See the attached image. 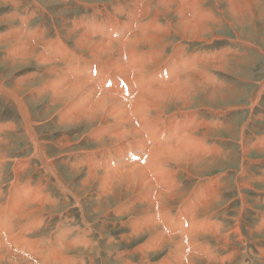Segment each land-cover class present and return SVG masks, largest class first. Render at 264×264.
Returning <instances> with one entry per match:
<instances>
[{"label":"bare ground","instance_id":"obj_1","mask_svg":"<svg viewBox=\"0 0 264 264\" xmlns=\"http://www.w3.org/2000/svg\"><path fill=\"white\" fill-rule=\"evenodd\" d=\"M54 1H59L57 2L58 4H63L64 2H66V0H63V1L62 0H47L46 3L54 2ZM122 1L121 0H108L105 3L104 2L96 3L94 1L89 2L88 0H70L69 2L73 3L74 5L75 4L79 5V3H81L83 7H88L89 5L90 7L93 8L97 6V8L87 10V14L89 16H93L95 20L94 22L92 20H90V22L87 21L88 23L82 24V25H81L82 22L81 23L79 22V25L75 24L76 27L73 26L74 24L73 25L69 24L70 26H64V31L66 34V35L64 34L65 36L61 34L60 31L62 30H58L53 21L52 26L50 27H52L54 31V38H51V40H48V39L45 40V37H46V34L49 28L48 29L46 28L45 31L44 30L41 31L38 27L31 29V27L29 26L19 27L18 24H13V21H15L16 19L22 16L21 13H19L17 16L12 17V18L10 14L4 15L2 17L5 24L9 23V24H6L9 30H6L0 33V44L1 43L10 44V46H8L9 48L6 47L7 46L6 45L5 47L7 49L5 50L3 49L4 50L3 57L11 61L12 63H14L15 61L16 62H27V61L33 60L37 64L38 67H41V68L43 67L44 69H40L41 73L43 74L41 75L38 74L37 75L38 78H35L34 76L16 77L15 80L13 81L14 83L11 84L10 87L6 86L5 79L0 80V97L4 99L5 101H10L11 102L10 104H12L16 108L21 118V122L19 121V123L22 124V134H24V136L27 138V141L30 143V146L32 148L31 149L32 154L29 155L28 158L21 157L22 160L25 159L24 163L19 161V162H16L15 165H13L12 167L13 175H12V179L8 183L9 185L8 188L4 192H1V188H0V214L3 213L6 209L5 217L3 219H1L0 217L1 219L0 221L5 222L7 224L5 226L2 225L1 228H3V230L2 229H1L2 231L0 230V264H4L6 262H9L10 264H24V263L25 264H38L39 261L38 263H36V261L34 262L33 260L35 258H37L38 260L41 259L40 257L43 251L46 249L45 247L49 248V246H51L52 247L51 250L53 254V251L56 250L57 248L56 246L57 240L55 242L54 239L59 238L61 242L65 241L66 243V240L64 239V237L60 235V233L64 232L65 234H70L71 230H75L79 232L75 234V236L72 237V240L75 243L80 242L82 243L83 247L93 246L92 243H89V240L86 238V236H84L83 233L82 235L80 234L81 230H78V227L76 226L74 227L73 224H71L68 218L62 219L56 225L53 241H52L51 236L44 237L42 239L38 238L39 239L38 242H35L36 240L34 242H31L34 239L27 238L31 236V234H27L25 232V230L28 227L31 228L32 229L31 232H33L39 228L38 226H41V225L44 226V223H46L45 218L41 217L40 215H43L45 213L44 212V210L46 209L45 204L48 202V195H47L48 193L46 194L43 191L45 186L42 187L40 183H37L36 186H34L33 188L31 187L30 182H27V184L24 185L25 192L23 191V194L24 195L29 194L32 198L27 199L20 192L18 181L23 177L22 174L26 172V169H25L27 167L26 162L31 158H35L36 160H39L43 170L47 174H52L53 177L55 178L56 184L61 188L62 191L65 190L67 193H71V191L66 186L67 183L65 184L64 181L61 179V177L58 175L57 173L58 171H57L56 164H55L56 161L58 159H62V160L65 159V160L71 161L72 165L67 166V169L74 171V172L85 171L84 173L85 176L81 180V185H82L81 189L82 191L85 189V187H89L91 188V190L94 189V191L90 190L86 192V194L88 195L94 194V195L89 196V199H87L88 197L86 198L88 201L93 202V206L95 207L93 211H98V210L108 211L110 209H113L109 207V202L107 199L110 196L119 200L116 203L114 201L115 207H116L115 209H118L119 212H124L123 215H126V216L130 211L133 210L132 208L136 209V204H138V206H142L144 208L143 212H140V214L136 215L134 218H131V219L128 218L129 220H126L123 222V228L126 231L123 230V234H121V240L124 241V239L126 240L127 238H136L138 236L144 237L145 240L141 244H139L136 248H134V251L139 253L141 258L145 259L144 261L146 262H148L147 261L148 256H149L148 254L150 252H158L160 250L164 251L165 249H167L166 255H164V257L160 260L158 264H198V263H201L203 260H205L203 261L205 264H223L225 259L216 255L214 253V250L219 249V248L226 249L225 243L230 242L229 237L231 235L235 236L237 240H240V241L244 238L242 235V231L239 229L238 223H237V221L241 220L240 213H238L236 217L233 219L235 222L233 224L232 229L227 228L223 230L222 229L223 224H222L221 226L219 225L220 229H218L217 227L218 225H216L217 227L216 230L209 229L210 231L208 230H206L205 232L200 231L199 233L196 232L193 234L188 233L191 230H187L183 234H178L176 233L177 231L175 233L174 232L168 233L163 230V227H165L163 226L164 225L163 223L165 222L167 223V221L170 219V217L167 216V212L169 209L168 207L170 205L169 201H171V204H172V201H174V199L176 198H179L182 201L185 198L184 195L187 194V192L183 190L176 191L175 189H172L174 188V183H176L175 181H177L180 175L179 173L181 172L184 173L185 171L186 176H191L193 174L192 171L190 170L191 165L200 163L208 158H215V155L213 154L216 151V147L214 145H211V143L210 144L207 143L208 142L207 136L209 135L210 137V133L211 132L213 133L214 131L219 132L222 129H229L230 124L223 126L224 125L223 123H220V124L217 123L216 127H213L211 124H209L213 128L204 129L202 131L196 130L198 127L194 129H188L187 131L184 130L185 132L181 135L180 142L177 144L178 146L175 144V146L173 145L168 148L149 149V157H152V159L153 157L161 158V160L157 163L156 166L153 165V161H151L149 165L148 164L144 165V167L149 168V169H145L143 166H140L142 163L141 164L139 163L140 165H137V167H133L131 169H126V167H125L126 170L124 171H120L122 170L120 169L119 170L120 172L118 171L119 173L118 172L111 173L109 171L107 172L106 169L99 170L95 168V165L93 163H95L96 161L95 162L94 160L92 161L91 155L95 154L96 150L77 149V151H74V149H67V147L70 145V142L68 141L60 142L57 140V143L51 142L52 144L56 143L55 145L57 149H60L59 152L56 155H54V153H50L46 151L44 147V144H45L44 141L40 137L37 136L35 128L39 124L38 122L35 121V119L32 116V113H31L32 104H30L29 102L25 100L24 97L26 96H28L29 101H34V102L38 100H46L47 98H50L49 107H52L53 105V107L55 108L54 110H52L51 108L50 111H48V113L45 111V113H42V115L44 114L49 115L51 113V117L56 118L60 124L69 125L73 123L80 124L84 122L86 126V132L82 134L81 138H83L85 141H88V142L91 141L93 143L95 142L99 144L100 146L98 147L108 145L107 141H105L106 138L99 137V135H100L102 128L104 130L109 129L108 126H110V124L117 125L119 128L121 126H124V128L119 132H113L115 135H112V136L110 134H109L110 136L107 135L108 139L116 140V139L123 138V137H128L126 139H130V138L137 139L140 137V135L142 136L138 128L141 125L147 126L149 124L148 115H151V114L159 115L160 113H163V111L166 110L165 104L169 105V103H173V104L180 103L181 104L179 106L180 109L189 107L191 95L193 93H197L200 90H205V91L208 90L209 94L217 93L219 90H221V89H218V86L222 85L221 84L222 82H220V80L216 78L215 72H223V73L229 72L230 73L231 68L227 70V67H228L227 64L229 62L234 61V62L239 63L244 60L242 58L235 57L237 55L235 51L237 50L232 52L230 55H224V58L223 56L219 55L222 59H219L218 61L214 63L213 62L210 63L211 62L210 61L209 63L205 62L206 64H203V62L200 60V62H202L200 63L201 65L199 64L198 66L197 65L193 66V69L187 70L185 73H183V75H181L177 79L176 82H174L175 81L174 80L173 81L174 83H168L169 81L165 80L162 77V75L156 72V70L154 72H150V71H152L153 69H156V67L160 63V60L151 61L154 58V56L159 55V54L156 55V52L154 51L155 48L158 50L159 48L164 49L165 48L164 44H169L167 42H172V43L174 42L172 40H168L169 36H173V38L174 37L178 38L180 42L181 40H183V41H188V42L191 41V42L210 43V41L212 42V40L214 39H223V38L226 39L224 36H219L216 33H219L221 31L223 32L224 30L222 29V26L225 24H228L230 28L232 27L234 28L238 26L242 29H246V28L250 29L251 31L250 35L248 34L250 31L249 32H242L240 30L236 31V36H237L236 39L240 40L241 43H247V45L250 44L252 46H255L254 43L245 42L241 38H239V36L244 35V33H247V35H249L250 38L255 36L264 41V0H122ZM17 4H20V3L18 2ZM32 6L31 7L33 9L30 8L29 12L25 14V15L28 14L29 18H31V15L37 16L39 9L42 10L40 13H44L45 11L44 9L45 7L38 1H35V2L33 1ZM108 6L111 7L110 9L112 11L109 10ZM224 13H227L233 21H230V20L226 21V16ZM125 14H127V16H125ZM64 16H61L60 13H58L55 17L58 18L59 21L65 22V20L62 18ZM114 17L116 18L120 17L122 19L118 20V19H115ZM29 18L26 20V23H28ZM259 20H262L261 25L257 24ZM108 26H111V27L120 26L121 27L120 30L116 27L119 30L118 31L119 38L117 40L115 41L111 40L113 39L111 38L112 30L109 27L111 33H108L107 31ZM97 31L98 33H96ZM70 37L72 40L73 47H70L66 40V39H69ZM124 38H127V39L124 41ZM50 46H51V49L55 51V52H52L53 56L47 54L49 52L46 49H49ZM143 49H146V50L144 51ZM172 49H173L172 56H179L181 54V49H184V47L181 45H176V46L174 45ZM259 50H260V46H259ZM138 51H142V52H138ZM70 52H71V55L76 54L75 55L77 56L76 59L80 60L79 64H83V61H86V59L90 61L96 60V62L98 63H100V61L102 60L107 61V65L111 67L112 71H113V68L115 70V72L113 71V75L116 74V75H119L120 77L121 75L126 76L127 74L130 73V71L128 72L127 70L128 68H123V67L121 68L120 66H117L116 63L119 62L118 59L122 55L130 56V58L132 59V62L134 60L136 62L135 64L137 65L133 68V72H132V75L134 74L133 75L134 78L137 77L139 79H142L145 73L150 72L148 79L152 80L151 81L152 83L149 84L147 87H145L140 82H136L137 89H135L134 93L132 94L129 91L130 94L135 95L134 100L129 103V106H127L128 108L120 107L115 104L117 100L116 99L117 94H115L116 95L115 96L109 91L108 93L103 92V90L106 91L105 88L108 89L109 87L106 86L105 88L102 87L103 89L100 88V90H97L96 87L92 84L93 81L89 80L87 77L86 78L81 77L80 79H77V80L74 78V80H72L70 78L71 76H69L68 78L66 77V73L64 71H59L60 69L57 70L59 67L56 69V67L60 65L59 63V60L61 59L60 57L63 56V54L66 55V54H69ZM210 53L211 51L209 52V55ZM72 57H74V55ZM72 57L70 58V55H69L70 60L72 59ZM205 57H208V56H205ZM142 59L144 60L142 61ZM125 60H129V59L127 58ZM165 60H167L166 57H165ZM192 60H194V57L192 58ZM74 61L73 63H76ZM141 61L142 63H140ZM63 62L66 63V60H64ZM130 62L128 63L131 64ZM67 64L69 63L67 62ZM67 64L65 65L67 66ZM85 64L86 63H84V65ZM185 65L189 66L187 64ZM77 66H75L74 68H77ZM108 69L106 68L105 70L108 71ZM101 70L97 69L98 72H100ZM178 70L176 71L178 72ZM75 72H76V69H75ZM67 74H68V69H67ZM34 75H36V73H34ZM103 75L107 77L105 74ZM109 75H108V78H109ZM130 76L131 75H129V77ZM202 77H206V78L208 77V79L210 80V84L209 83H208L209 85L207 84V81H206L207 79L202 80ZM100 80H103V79H101L100 77ZM159 80L163 82H167L168 84H165V83L163 85L153 84V81H159ZM32 81H34V83L36 82L35 85L31 84ZM104 81L105 79L103 80V82L100 81V83L104 84ZM124 81H126V79H124ZM117 82L118 80H116V83ZM148 83H150L149 80H148ZM216 83L219 84L217 88L214 86V84ZM101 84L100 86H102ZM105 84L107 83L105 82ZM117 84L118 85L121 84L120 80H119V83ZM113 85L115 86L116 84L114 83ZM119 86H122V85H119ZM116 87L114 88L116 89ZM110 89L111 90L113 89L112 86ZM115 89L113 91L117 92ZM263 89H264V76L258 82V87L255 89V91L253 92V95L249 99V104H250L249 108H251V110L254 105H257L259 103L260 94L263 91ZM120 102H123V101H120ZM137 125L139 126L138 128H137ZM200 125H203V124H200ZM204 125L206 126V123ZM1 127L10 128L9 131H15L14 125H11V124H8V125L6 124ZM115 127L113 126V128ZM157 127L159 126L157 125ZM3 128L0 130L3 131L2 134L5 137L7 135L6 132L8 130H5ZM243 130H242V133H243ZM198 131H199V134H201V136L197 134ZM240 136H242V138H240ZM220 137L221 136H219V138ZM144 138H146V136ZM144 138L142 139L144 140ZM220 139L217 138V140H220ZM237 139H241V143H240L241 151L240 152H242L241 157L244 160L243 164L245 166L247 164V163L245 164L246 162L245 160H247V162L250 161V159L246 158L245 156H247L251 151L264 153V135L256 139V141L258 140V143L257 142H252L251 144L247 143L248 144L247 146L245 145V142H247V139L245 138L244 133L242 135H239ZM124 140L125 139L123 138V141ZM133 141L137 144L135 140ZM141 141H139V143H141ZM4 142H6V140ZM126 142L127 141H125L124 143L126 144ZM116 144L118 143L116 142ZM127 144L129 143L127 142ZM238 144L239 143H237V145ZM130 145L132 144L130 143ZM130 145H126V146L129 147ZM62 148H65V150ZM124 152L126 151L124 150ZM124 152L123 154H125ZM217 154H220L219 151ZM123 156L126 159V156L125 155ZM4 159H6V155L0 154V160H4ZM125 159L123 158L124 161ZM128 162L130 163V161ZM241 164H242V161H241ZM243 164L241 168L242 170L239 172L237 171L239 174V178L242 179L241 182H238L237 186L244 185L246 187H251L252 186L251 183L249 182V180L247 181L246 177L244 176L246 175V170ZM111 166H113V164ZM133 166H136V165L134 164ZM82 167H86V169L82 170L81 169ZM204 167L206 166H204L203 164H200L198 169L196 168L195 172L197 173L198 171H201ZM114 168H117V167H114ZM163 172H165L167 175L166 179L165 178H163L164 180L158 179L159 174ZM252 178L254 179L255 176L252 175ZM207 181L210 182V184L209 186L208 184H206L205 186L206 187L208 186V188L210 187H213V188H211L212 192L209 189L210 193L208 195V199L206 198L207 200H205L204 202L202 201L203 203L201 202L202 205L199 208L200 210L199 212L197 211V213H201V214H204L205 212L210 211V209L213 208L214 204L218 203L216 201L218 200V196L220 195L218 191L216 192V190L219 189V187H216V186H219L218 185L219 182H213L214 180H211V179H208ZM218 181H219V178H218ZM223 181H225V179ZM0 182H1V179H0ZM93 182L96 183L95 188L92 184ZM203 182H204V179H203ZM260 184H264V183L261 182ZM197 185L198 184H196V186ZM201 185L203 186V184ZM203 187L200 186V188H203ZM208 188H205V190L202 189V191L203 192L206 190L208 191ZM193 190L194 189L191 188L188 192L194 193L195 191H197V190L195 191ZM199 192L201 194V191ZM123 196H125L126 198L129 196L130 197L122 201ZM71 197L72 199H74L73 202L75 203V205H77L80 208V210H83L80 196L77 194H72ZM201 197H203V195ZM99 199H102L103 204L99 203ZM193 199H197V198L193 197ZM191 201H192V198H191ZM184 202L182 206L186 207ZM201 203H199L198 206ZM188 205H190V203H188ZM182 206L181 208H183ZM56 207L57 206H49L51 210L55 209ZM188 208H185V209H188ZM191 208L193 207H190V209ZM155 209H158L162 212L161 214L162 218L160 219L161 216L159 217L160 221H158V219L157 220H153L154 218L152 219V216L154 214L153 211H155ZM10 210L13 212V216L8 215L7 212ZM192 212L190 213L189 216L187 215L188 218L196 219L197 218L196 215L195 214L192 215ZM178 214H180V212ZM208 217L209 216H207L206 218ZM206 218H204L205 219L204 223L201 222L202 226H205L208 222H210V219L209 218L206 219ZM24 220L26 222L23 223ZM37 220H38V224H37ZM62 226L65 227V229H63ZM199 226L202 227L201 225ZM36 227L38 228L36 229ZM87 227L88 225L86 224V228ZM178 229H179V225H178ZM193 230L194 229H192V231ZM196 230L199 231L198 229H195L194 231ZM182 232L184 231L182 230ZM262 232L264 233V231H261V233ZM206 236H211L213 239H215L214 241L215 246H211V244L204 242L203 237H206ZM67 242H69V248H70L71 243L69 240ZM33 243H35L34 246H33ZM47 244H49V246H47ZM62 244L64 245V243ZM25 245L26 247L29 248V250L25 249L26 248ZM67 247L68 246H66L65 249ZM198 247H201V249ZM97 250L95 251V253H99V251ZM48 251L49 249L47 250V252ZM89 251L90 253H93L94 249L90 248ZM24 252H26L27 254H24ZM262 255L264 258L263 251H262ZM43 256L45 255L43 254ZM226 259H228V256ZM66 261L64 260V263H66ZM80 261H81V258L73 257V256L71 257L69 255V260L67 261V263L68 264H73V263L78 264ZM141 263L139 262L138 264H141ZM126 264H131L130 261H128V259H127Z\"/></svg>","mask_w":264,"mask_h":264},{"label":"rangeland","instance_id":"obj_2","mask_svg":"<svg viewBox=\"0 0 264 264\" xmlns=\"http://www.w3.org/2000/svg\"><path fill=\"white\" fill-rule=\"evenodd\" d=\"M4 1L0 0V17H1V19H0V33L4 32L6 30H9V28L6 25L9 23L5 24L3 19H2V17L4 15L10 14L11 18H12V17L17 16L19 13H21L22 16L20 18L16 19L15 21H13V24H18L19 27H21V26H27L28 27L29 26V27H31V29L38 27L41 31H43V30L45 31L46 28L47 29L49 28L48 32L46 34L45 40H47V39L51 40V38H54V31H53L52 27H50V26H52L53 21H54L57 29L62 30V31H60L61 34H63V36H65L66 34L64 31V26H70L71 21H74V18L78 15L79 11H81V13L83 12L82 7H79L78 4L74 5L73 3H70V2L68 3V1L64 2L63 4H58L57 2H59V1H54L55 3L54 2L46 3L47 0L46 1L45 0H19V1L18 0H4ZM33 1L34 2L35 1L40 2L45 7L44 8L45 11H44V13H40L42 10L39 9L37 16L31 15V18H29V15L28 14L25 15V14L27 12H29L30 8L33 9L32 8L33 7L32 6ZM88 1L89 2L94 1L96 3H99V2L105 3L108 0H88ZM18 2L20 4H17ZM79 4H81V3H79ZM56 5H58V6H56ZM76 7H78V8H76ZM93 8H97V6L93 7ZM93 8L90 7L89 5H88V7H85V9H86L85 14H87L88 9H93ZM108 8L110 11H112L110 9L111 8L110 6H108ZM46 9H47V11H46ZM65 10H67V11H65ZM58 13H60L61 16H64V15L67 16V19L65 20V22L64 21L61 22V21H59L58 18L55 17ZM224 14L226 16V21H229V20L233 21L227 13H224ZM125 16H127V14H125ZM28 18H29V21H28V23H26V20ZM62 18L64 19V17H62ZM114 18L118 19V20L122 19L120 17H118V18L114 17ZM261 22H262V20H259L257 22V24L261 25ZM109 27L111 28L112 33L110 32ZM116 27L119 30L121 28L120 26H116ZM116 27L108 26V29H107L108 33L112 34L111 35V38H113V39H111L112 41H115L119 38V32H118L119 30ZM222 29L224 30L223 32L221 31V32L216 33V34L219 36H224L226 39H224V38L223 39H214V40H212V42L210 41V43L191 42V41L188 42V41H183V40H181V42H180L178 40V38H176V37L173 38V36H169L168 40L174 41L173 43L167 42L169 44H164L165 45L164 49L159 48V50H158L155 48L154 51L156 52V55L157 54H159V55L154 56V58L151 61L160 60V63L156 67V69H153L150 72H154L156 70V72L158 74L162 75V77L165 80L169 81L168 83L176 82L177 79L181 75H183V73H185L187 70L193 69V66H196V65L198 66L202 62H203V64L209 63L210 61H211L210 63H212V62L214 63V62L218 61L219 59H222L220 56H223V58H224V55H230L235 50H237V51H235L237 53V55L235 57L242 58L244 60L242 62H239V63L234 62V61L229 62L227 64V66H228L227 70H229L231 68L230 73L229 72H227V73L215 72L216 78H218L220 80V82H222L221 83L222 85H219L217 83L214 84V86L216 88L219 85L218 89H221L217 93L209 94L208 90H206V91L200 90L197 93H193L191 95L189 107H185V108L180 109V107H179L181 105L180 103H177V104L169 103V105L165 104L166 110H164L163 113H160L159 115L151 114L152 116L148 115L149 116L148 117L149 124L147 126L141 125L139 127L137 125V128L139 127L138 129L140 130V132L142 134V136L140 135V137L137 139L136 138L126 139L128 137H123L125 139L124 141H123V138H119L116 140L115 139H108V136L115 135L113 132H119L124 128V126H121L119 128L117 125L110 124V126H108L109 129L104 130L102 128V130L100 132L101 136L99 135V137H105L106 138L105 141H107L108 145L98 147V146H100L99 144H97L95 142L93 143L91 141L88 142V141H85L83 138H81L82 134L86 132V126H85L84 122H82L80 124H74L73 123V124L65 125V124H60L56 118H54V117L52 118L51 113L49 114L50 116L48 114L42 115V113H45V111L48 113V111H50L51 108H52V110H54V108H55V107H53V105H52V107H49L50 98H47L46 100H38L36 102L29 101L28 96H26L24 98L27 102L32 104V106H31L32 116L35 119V121L38 122V124H39L35 128V131L37 133V136L40 137L44 141V143H45L44 147H45L46 151H48L50 153H54V155H56L60 150V149H57V147L55 145L57 143V140L60 142H64V141L70 142V145L67 147V149H74V151H77V149H79V150L80 149L96 150L97 154L95 153V154L91 155L92 161L93 160H94V162L96 161L95 163H93L95 165V168H97L99 170L100 169H106L107 172L109 171L111 173L118 172L120 169H122L120 171H124L126 169H131L133 167H137V165H140L141 163L142 164L140 166L144 167V165H147V164L149 165L151 163V161H153V165L156 166L157 163L161 160V158L153 157V159H152V157H149V149H151V148H168V147H171L173 145L175 146V144L177 145L180 142L181 135L185 131H187L188 129H194V128L198 127L196 130L202 131L204 129L216 127L217 123H219V124L223 123L224 124V125L222 124L223 126L230 124L229 129H222L219 132L214 131L213 133L212 132L210 133V137H209V135L207 136V138H208L207 143L208 144L211 143V145H214L216 147V151L213 154V155H215V158H208V159H206L200 163L191 165L190 170L192 171L193 174L192 173L191 174L193 176L192 175L186 176L185 171H184V173L178 172L180 175H179L177 181H175L176 183H174V188H172V187L171 188L175 189L176 191L183 190V191L187 192V194L184 195L185 198L182 201L179 198L174 199V201H172V204H171V201H169L170 205L168 207L169 209L167 212V216H169L170 219L167 221V223L166 222L163 223L164 225L162 224L163 226H165V227H163V230L168 232V233H171V232L175 233L177 231L176 233H178V234H183L187 230H191L188 233L193 234L196 232L199 233L200 231L205 232L206 230H208V231L216 230L217 227H218V229H220V226L222 224H223V228H222L223 230H225L227 228L232 229L233 224L235 222L233 219L236 217V215L238 213H240L241 214V220L237 221V223H238L239 229L242 231V235L244 238L240 241V240H237V238L235 236L231 235L229 237L230 242L225 243L226 249H223V248L215 249L214 253L216 255H218L219 257L224 258L225 261H227V262L224 261L223 264H238V263L239 264H264V258L262 255V251L264 252V235H263L264 233L263 232L261 233V231H264V226H263L264 225V184H260L261 182L264 183V175H262V171H264V153L251 151L247 156H245L246 158L250 159V161H248V162H247V160H245L246 161L245 164L247 163L245 166L243 164L244 160L241 157L242 152H240L241 151V149H240L241 139H237L239 137V135H242L244 133L245 138L247 139V142H245V145L247 146L248 144H251L252 142H254L253 140L256 136L264 135L263 134L264 133L263 132L264 131V89L260 94L259 103L257 105H254L252 110H251V108H249V105H250L249 99L253 95V92L255 91V89L258 87V82L264 76V41L259 39L258 37H255V36L250 38L249 35H250L251 31L249 28L242 29L238 26H236L234 28L233 27L230 28L228 24H225L222 26ZM237 30H240L242 32H249L250 31L248 33L249 35H247V33H244L245 36L240 35L239 38H241L245 42H252V43H254L255 46H252L250 44L247 45V43H241L240 40H237L236 39V37H237L236 31ZM243 30H245V31H243ZM96 33H98V31ZM126 39L127 38H124V41ZM66 40H67V43L69 44V46L73 47L71 37L69 39H66ZM174 45L175 46L181 45L184 47V49H181V54L179 56H172V53H173L172 48L174 47ZM5 46L8 47V46H10V44H2V43L0 44V80L5 79L6 80V86L10 87V85L14 83L13 81L15 80V78L19 77V76H23V77L24 76H31V77L34 76L35 78H38L37 77L38 74H40V75L43 74V73H41L40 69H44V68L38 67L37 64L33 60L27 61V62H16V61L14 62L13 61L14 63H12L11 61L4 58L3 57L4 56L3 51L5 49H7ZM259 46H260L261 52L259 50ZM256 47H257V49H256ZM46 50L49 52V53H47L48 55L53 56L52 52H55V51H53V49H51V46L49 47V49H46ZM143 50L145 51L146 49H143ZM208 51L209 52L211 51L210 55H209ZM138 52H142V51H138ZM191 54H192V56H191ZM203 54H204V56H203ZM69 55H70V58L73 55H74V57H72V59L70 60ZM75 55L76 54L71 55V52L69 54H66V55L63 54L64 57L63 56L60 57L62 60L59 58L60 59L59 60L60 65L58 63L59 66H57L56 69L59 67L57 70L60 69L59 71H64L66 73V77L68 78L69 76H71L70 78L72 80H74V78L77 80V79H80L81 77H83V78L87 77L89 80L93 81L92 84L96 87L97 90H100V88L103 89L106 86L109 87L108 89L105 88L106 91L103 90V92L108 93V91H109L110 93H112L114 95L117 94L118 98L116 97L117 100H116L115 104L120 106V107L126 108L127 106H129V103L134 100L135 95H132V94L134 93L135 89H137L136 82H140L145 87H147L149 84L152 83L151 82L152 80L148 79L150 72H147L143 75L142 79H144V80L139 79L137 77L134 78V76H133L134 74L132 75V72H133V68L137 65L135 64L136 62L134 60L132 62V59L130 58V56L125 55L126 56L125 57L124 55H122L123 57L121 56L118 59L119 62L116 63L117 66H120L121 68L122 67L128 68L127 69L128 72L130 71V73L127 74L128 76L127 75L126 76L121 75V77H120L119 75H116V74L113 75V71L115 72V70L112 67L113 68V71H112L111 67L109 65H107V61L102 60V61H100V63H98V62H96V60L90 61V60L86 59L87 62L81 60V61H83V64H79L80 60L76 59L77 56H75ZM205 56H208V57H205ZM62 57L65 59H63ZM79 57H81V56H79ZM165 57L167 60H165ZM193 57H194V60H192ZM123 58H124V60H123ZM127 58L129 60H125ZM198 58H200V59H198ZM64 60H66V63L63 62ZM130 60H131V62H130ZM143 60L144 59H142V61ZM200 60L202 62H200ZM73 61L76 63H73ZM93 61H94V63H93ZM142 61L140 63H142ZM67 62L69 64H67ZM128 62H130L133 66L131 64H129ZM64 63L67 64V66ZM70 63H72V64H70ZM84 63H86V64L84 65ZM96 63H97V65H96ZM185 64H187L189 66H186ZM123 65L126 67H124ZM75 66H77V68H74ZM235 66H236V68H235ZM84 67H86V68H84ZM96 68L98 70H101L103 68L104 71L102 69L100 72H98ZM106 68L107 69L109 68L108 71L105 70ZM67 69H68V74H67ZM75 69H76V72H75ZM129 69H131V70H129ZM176 70H178V72ZM205 70H206V68H205ZM109 71L112 73H110ZM33 72L36 73V75H34ZM77 72H78V74H77ZM107 73H108V75L110 74L109 78H108ZM103 74H105L107 77H105ZM129 75H131V76L129 77ZM100 77L103 80L105 79L104 84L100 83V81L103 82V80H100ZM124 79H126V81L127 80L128 81L126 82V81H124ZM116 80H118L117 83H119V80H120L121 84H119V85H122V86H119L116 83ZM148 80L150 81V83H148ZM202 80H206L207 84L208 83L210 84V80L208 79V77L207 78L202 77ZM34 81L31 82L32 85H35L36 82L34 83ZM131 81L133 84L131 83ZM105 82L109 85L105 84ZM99 83L102 86H100ZM114 83L116 84L115 86L113 85ZM164 83L168 84L167 82H163L160 80L159 81H153V84H155V85H157V84L163 85ZM124 84H126V85H124ZM111 86L113 88L112 90L110 89ZM113 86L114 87L117 86L116 89ZM114 89L117 92L113 91ZM129 91L132 94H130ZM127 96H129V97H127ZM127 99L129 100V102ZM120 101H123L124 103L120 102ZM10 103H11L10 101H5L4 99H2L0 97V129L3 128L1 126L6 125V124L7 125L11 124V125H14V127H15V131H9L10 128H3L5 130H8L6 132L7 135L5 137L2 134L3 131L0 130V147H1L0 148V154L6 155V159L0 160V179H1V182H0L1 187L0 188H1V192H4L9 186L8 183L12 179V175H13V173H12L13 165H15L16 162H19V161L24 163L25 159L22 160L21 157H27L28 158V156L32 154V150H31L32 148L30 146V143L27 141V138L24 136V134H22V124L19 123V121L21 122V118H20L16 108ZM202 106H204V107H202ZM45 107H47V108H45ZM176 108H177V110H176ZM178 109H180V110H178ZM153 115H155V116H153ZM212 122H213V124H212ZM205 123H206V126L204 125ZM200 124H203V125H200ZM209 124H211L213 127L210 126ZM157 125L159 127H157ZM111 126H112V128H111ZM113 126L114 127L116 126V127L113 128ZM6 127H8V126H6ZM143 127H144V129H143ZM241 128H242V130L244 128L243 133H242ZM145 129H147V130H145ZM107 130H109V131H107ZM141 130H143V131H141ZM199 131L197 132V134L199 136H201V134H199ZM252 132L254 134H252ZM149 133H150V135H149ZM63 136H65V137H63ZM145 136H146V138H144ZM215 136H217V137H215ZM219 136H221L220 137L221 139L219 138ZM141 137L144 138V140ZM217 138L220 140H217ZM227 138H229V139H227ZM240 138H242V136H240ZM139 139H141L143 142ZM5 140H6V142H4ZM77 140H78V142H77ZM133 140H135L137 142V144ZM125 141H127L129 144H127V142L125 144L124 143ZM132 141L135 144H133ZM139 141H141V143H139ZM51 142H56V143L52 144ZM116 142L118 144L121 142L122 143L118 145V144H116ZM130 143L133 145V147H132V145H130ZM237 143H239V144L237 145ZM123 144H125V145H123ZM126 145H130V146L128 147ZM162 145H163V147H162ZM238 146H239V148H238ZM62 149L65 150V148H62ZM121 150L123 152L125 150L126 151V152H124L125 154H123V152ZM30 151H31V153H30ZM218 151L220 154H217ZM119 152H121L122 154ZM123 155L126 156V159ZM110 156H111V158H110ZM112 158L113 159L116 158V159L113 160ZM120 158H121V160H120ZM123 158L125 159V161L123 160ZM215 160H216V162H215ZM67 161L68 160H65V159L64 160L58 159L55 164H56V168L58 171L57 172L58 175L61 177V179L64 181L65 184L67 183L66 186L68 187V189H70L71 193H67L65 190H63V191L61 190V188L56 184V181H55V178L53 177V175L47 174L43 170L39 160H36L35 158H31L26 162V166H27L25 168L26 172L24 174H22L23 177L18 181V185L20 187L21 194L23 196H25L27 199L32 198L29 194L28 195L23 194L24 185H26L27 182H30L31 187L33 188L34 186H36L37 183H40L42 187L45 186L43 191L46 194L48 193L47 194L48 195V202L45 204V206H46V209L44 210L45 213L43 215H40L41 217L45 218L46 223H44V226L41 225V226H38L39 228L36 227V229L37 228L38 229L36 231H33V232H31L32 229L28 227L25 230V232L27 234H31V236L27 237L29 239L30 238L34 239L31 242H34L35 240H36L35 242H38L40 238L42 239L44 237H50V236H51L52 241H53L54 234H55L54 231L56 229L55 228L56 225L62 219L68 218V220H70L71 224H73L74 227L75 226L78 227V230H81L80 234L82 235V233H83L84 236H86V238L89 240V243H92L93 246L92 247L91 246L90 247L89 246L83 247L82 243H80V242H78L79 244L77 242L75 243L72 240V237L75 236V234L79 233L78 231L71 230L70 234H65L64 232H61L62 234L60 233V235L62 237H64V239L66 240V243H65V241L61 242V240L59 238L54 239L55 242L57 240V242H56L57 248H56V250L53 251V254L55 256L52 254V250H51L52 247L49 246V244H47V246H49V248L45 247L46 249L41 254V257H40L41 259L38 260L37 258H35L33 260V258H32V260L34 262L36 261V263H38V261H39L38 264H62V263L68 264L67 261L69 260V255H70L71 257L73 256V257L81 258V261L78 264H124V263L126 264L127 259H128V261H130L131 264L132 263L138 264L139 262L140 263L143 262L141 264H149V263L150 264H158L160 262V259H162L164 257V255H166L167 249H165L164 251L160 250L158 252H150L148 254L149 255L148 260H147L148 262H146V261H144L145 259L141 258L139 253L134 251V248H136L139 244H141L145 240L144 237L138 236L136 238H127L126 240L124 239V241L121 240V234H123V230L126 231L123 228V222L126 220H129L128 218L131 219V218H134L136 215H139L140 212H143L144 208L142 206H138V204H136V209L132 208L133 210L130 211L127 214V216L123 215L124 212H119L118 209H115L116 208L115 203L118 202L119 200L110 196L107 199L109 202V207L113 208V209H110L108 211H101V210L93 211L95 209V207L93 206V202L88 201L87 199H89V196L94 195V194H89V195L86 194V192L90 191L91 188L85 187V189L83 191L81 189L82 188L81 180L85 176V174H84L85 171L74 172V171L67 169V166L72 165L71 161H68V162ZM103 161H105V162H103ZM126 161H127V163H126ZM128 161H130V163ZM241 161H242V164L244 165L245 170H246V175H244V176L246 177L247 181L249 180V182L251 183V185L253 187L252 186L246 187L244 185H239L240 187L237 186L238 182L242 181V179L239 178V174H238V172L242 170L241 169L242 168ZM112 164H113V166H111ZM134 164L136 166H133ZM200 164H203L206 167H204L201 171H198L196 173L195 170H196V168L198 169ZM114 167H117V168H114ZM118 167H119V169H118ZM125 167H126V169H125ZM144 168L149 169L148 167H144ZM81 169L84 170V169H86V167H82ZM259 174H261V175H259ZM252 175L255 176L254 179L252 178ZM248 176H249V178H248ZM166 177H167L166 173L163 172V173L159 174L158 179L164 180L163 178L166 179ZM218 178H219V181H218ZM203 179H204V181L211 179V180H215L216 182H219L218 183L219 186H216V187H219V189H217L216 192L218 191L220 193V195L218 196V200L216 201L218 203H215L213 208L210 209V211L205 212L204 214H201V213H197V211L199 212V210H200L199 208L201 207L202 203L208 199V195H209L210 191L212 192L211 188H213V187H210V188H208V191L206 190V191H204L205 193L201 192V194H200V192L198 191V185L201 182H203ZM224 179H225V181H223ZM235 181H236V183H235ZM255 181H257V182H255ZM194 183H196L198 185L196 186V184H194ZM92 184L95 188L96 183L93 182ZM238 187H239V189H238ZM191 188L194 189L193 191L197 190L199 194L197 193V191H195L194 193L188 192ZM220 188H222V189H220ZM209 189H210V191H209ZM91 191H94V189H92ZM196 193H197V195H196ZM72 194H77L80 196L83 210H80V208L77 205H75V203L73 202L74 199H72V197H71ZM202 195H203V197H201ZM125 196L122 197L123 198L122 201H124L130 197L129 196L126 198ZM53 197H54V199H53ZM93 197H95V196H93ZM140 197H142V196H140ZM187 197L189 200L187 199ZM193 197L194 198L196 197L197 199H193ZM191 198H192V201H191ZM241 198H242V200H241ZM114 201H115V203H114ZM183 202L186 205V207L182 206ZM240 202H242V203H240ZM99 203L103 204L102 199H99ZM188 203H190V205H188ZM199 203H201V204L198 206ZM250 204H252V205H250ZM179 205H181L183 208H181V206H179ZM49 206H57V207L55 209L51 210L49 208ZM190 207H193V208L190 209ZM185 208H188L190 210L185 209ZM159 211L160 210H158V209H155V211H153L154 212V214L152 216V219L154 218L153 220L158 219V221H160V219L162 218V216H161L162 212L161 211L159 212ZM175 212H177V213H175ZM179 212H180V214H178ZM184 212H186V213H184ZM191 212H192V215L193 214L196 215V217H197L196 219H191V218L189 219L188 218V216L190 215ZM5 213H6V209L3 213L0 214L1 219H3L5 217ZM7 213L9 216L10 215L13 216V212L11 210L8 211ZM131 213H133V214H131ZM206 213H208V214H206ZM59 214H60V216H59ZM130 216H132V217H130ZM207 216H209L208 218L210 219V222H208L206 224L207 226L206 225L202 226L201 222L204 223V220H205L204 218H206ZM159 217H160V219H159ZM199 218H200V220H199ZM208 218H206V219H208ZM196 220L199 222H197ZM214 220L217 222H215ZM190 221H192V222H190ZM24 222H26V221L24 220L23 223ZM85 222L88 225L87 228H86ZM193 223H194V225H193ZM37 224H38V220H37ZM2 225L5 226L7 224L5 222L0 221V230L1 229L3 230V228H1ZM178 225H179V229H178ZM187 225H189V226H187ZM199 225H201L202 227H200ZM216 225H218V226L216 227ZM62 228L65 229V227H63V226H62ZM202 228H204V229H202ZM73 229H75V228H73ZM192 229H194V230L198 229L199 231H197V230L192 231ZM182 230L184 232H182ZM36 234H38V235H36ZM40 234H42V235H40ZM203 238H204V242L211 244V246H215V242H214L215 239H213L211 236H206ZM68 240L71 243L70 248H69V242H67ZM62 243H64V245ZM34 245H35V243H33V246ZM66 246H68V247L65 249ZM25 247H26V245H25ZM260 247H261V249H260ZM90 248L94 249L93 253H90V251H89ZM198 248L201 249V247H198ZM25 249L29 250L28 247H26ZM48 249H49V251L47 252ZM259 249H260V251H259ZM34 250H35V248H34ZM96 250L99 251V253H95ZM226 251H228L229 253ZM24 254H27V253L24 252ZM43 254L45 256H43ZM60 255H61V257H60ZM227 256H228V259H226ZM47 257H48V259H47ZM64 260L65 261L67 260L66 263H64ZM166 261H168V260H166ZM203 261H205V260H203ZM203 261L201 263H198V264H205ZM169 262H171V261H169ZM4 264H10V263L6 262ZM75 264H77V263H75Z\"/></svg>","mask_w":264,"mask_h":264},{"label":"crops","instance_id":"obj_3","mask_svg":"<svg viewBox=\"0 0 264 264\" xmlns=\"http://www.w3.org/2000/svg\"><path fill=\"white\" fill-rule=\"evenodd\" d=\"M63 1V0H62ZM68 1V3H69V1L70 0H66V2ZM56 6H58V5H56ZM79 7H82V13H81V11H79V13H78V15L75 17V19H74V21H71V25H73V26H75L76 27V25H79V22L81 23V25L82 24H86V23H88V22H90V20H92L93 22H94V17L93 16H89L88 14H85V12H86V9H85V7H83L81 4H79L78 5ZM76 8H78V7H76ZM81 13V14H80ZM90 17V18H89ZM92 17V18H91ZM76 18H78V19H76ZM67 19V16L65 15L64 16V20H66ZM86 20V21H85ZM88 21V22H87ZM74 22V23H73ZM76 22V23H75ZM76 24V25H75ZM264 132V131H263ZM252 134H254L253 132H252ZM264 134V133H263ZM257 137V138H256ZM255 138H254V142H257L258 143V140L256 141V139H258V137L260 138L261 136H256ZM252 141V140H251ZM259 175H261V174H259ZM262 175H264V171H262ZM206 182H208L207 180H205L204 182H201L199 185H198V190L199 191H201V192H203L202 191V189L205 187V188H208V186H209V184H210V182H208V183H206ZM213 182H216L215 180L213 181ZM201 184H203V186L201 185ZM206 184H208V186L206 187L205 185ZM200 186L201 187H203V188H200ZM205 188L203 189V190H205ZM161 260V259H160Z\"/></svg>","mask_w":264,"mask_h":264}]
</instances>
